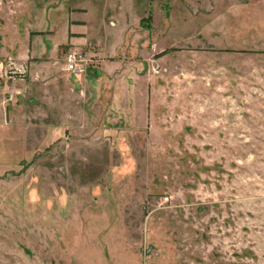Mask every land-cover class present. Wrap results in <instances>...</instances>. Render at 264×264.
Instances as JSON below:
<instances>
[{
    "label": "rangeland",
    "instance_id": "1",
    "mask_svg": "<svg viewBox=\"0 0 264 264\" xmlns=\"http://www.w3.org/2000/svg\"><path fill=\"white\" fill-rule=\"evenodd\" d=\"M0 264H264V0H0Z\"/></svg>",
    "mask_w": 264,
    "mask_h": 264
},
{
    "label": "crops",
    "instance_id": "2",
    "mask_svg": "<svg viewBox=\"0 0 264 264\" xmlns=\"http://www.w3.org/2000/svg\"><path fill=\"white\" fill-rule=\"evenodd\" d=\"M75 14L80 15L79 12L78 13L75 12L74 15L71 16V21H73V22L67 24L68 33H75V35L69 36V34H68V35H66L65 39H66V41H69V45L71 44L73 46L72 48H76V49L82 50V51L87 50L90 54L94 55V53H92L91 48H89V47H91L92 44H95L94 43L95 39L88 37L87 33L84 30V27L86 25L85 20L83 18H79V16L77 18L75 16ZM137 20H138L137 24L139 25L141 23V21L139 18ZM111 23H113V22H111ZM83 24H84V26H83ZM107 24H108V27L103 26V29L106 30V32L116 31L115 34H120L123 32L125 34H127L128 32H129V34L131 33V31L129 30L130 26L126 25L124 28L123 26H121L122 24H120L118 22H116V23L114 22L115 25H111L109 22H107ZM132 33L137 34L138 31L132 30ZM107 37L109 39V35ZM124 37L125 36H123V38ZM84 48H86V49H84ZM116 49L117 48H115V49L111 48L109 50H105V46H103V44L99 47V52L97 54H98L99 58H101V59H95L96 62L99 63L95 66H97L100 69L99 73L101 74V76L98 78V80L99 79H102V80L109 79L108 75H110L112 73V70H113L112 68H116V66L115 67L113 66L114 63L109 65L110 61L106 59V57H108L110 55V53L115 54L117 52ZM82 78L84 80L83 81L84 85L83 84H81V85L84 87V89L88 90L89 86L91 88V86H92L91 82L94 79H92V78L86 79L85 77H82ZM88 82H90V83H88Z\"/></svg>",
    "mask_w": 264,
    "mask_h": 264
},
{
    "label": "built area",
    "instance_id": "3",
    "mask_svg": "<svg viewBox=\"0 0 264 264\" xmlns=\"http://www.w3.org/2000/svg\"><path fill=\"white\" fill-rule=\"evenodd\" d=\"M63 61L65 63L64 68L69 72L83 73L86 70L87 63L84 61L83 54L76 49L68 50L63 57Z\"/></svg>",
    "mask_w": 264,
    "mask_h": 264
}]
</instances>
